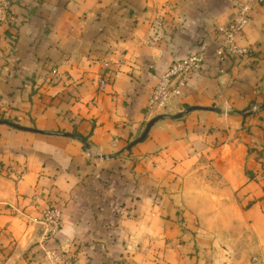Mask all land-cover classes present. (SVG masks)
<instances>
[{"label":"crops","instance_id":"1","mask_svg":"<svg viewBox=\"0 0 264 264\" xmlns=\"http://www.w3.org/2000/svg\"><path fill=\"white\" fill-rule=\"evenodd\" d=\"M245 2L0 0V121L34 130L0 125V264H45L50 206L49 245L76 264H264L263 5L237 37L250 56H215ZM200 51L202 71L151 116L159 78Z\"/></svg>","mask_w":264,"mask_h":264},{"label":"built area","instance_id":"2","mask_svg":"<svg viewBox=\"0 0 264 264\" xmlns=\"http://www.w3.org/2000/svg\"><path fill=\"white\" fill-rule=\"evenodd\" d=\"M258 5L264 6V0H246L240 6L227 26L221 30L223 40L216 50V58L223 62L225 59H245L250 56L248 48L240 47L237 37L245 30L252 20V15ZM164 21L159 18L155 21V26L162 27ZM206 61L204 52L191 54L189 57L175 61L168 72L163 74L152 92L149 102L148 112L151 116L167 111L180 98L181 91L188 81L202 71ZM110 63L105 64V68H110ZM61 74L55 72V77ZM108 78L102 76L100 87L105 88ZM40 241L39 245L43 251L45 264H76V258L66 253L62 248L50 246L60 235L62 229V209L50 206L43 214L39 222Z\"/></svg>","mask_w":264,"mask_h":264},{"label":"water","instance_id":"3","mask_svg":"<svg viewBox=\"0 0 264 264\" xmlns=\"http://www.w3.org/2000/svg\"><path fill=\"white\" fill-rule=\"evenodd\" d=\"M195 109H188L187 111L181 113V114H178V115H160V116H157L156 118L152 119L146 126L143 134L141 135V137L139 139H137L134 143H132L128 148H126L122 153H124L125 151H129L133 146L143 142L149 135V132L150 130L152 129V127L159 121H162V120H166V119H170V120H178V119H181L183 117H185L188 113H190L191 111H193ZM213 111H216V112H220L219 110H216V109H212ZM3 124H6L2 121H0V125H3ZM6 125H9V124H6ZM9 126H12V127H15L19 130H23V131H34V130H29V129H25V128H22V127H19L17 125H14V124H11ZM37 132V131H35ZM52 134V133H50ZM57 135H59L58 133H56ZM84 144V142H82ZM88 147V146H87ZM89 149V147H88ZM122 153H120L119 155H121ZM103 158H113V156H104Z\"/></svg>","mask_w":264,"mask_h":264},{"label":"trees","instance_id":"4","mask_svg":"<svg viewBox=\"0 0 264 264\" xmlns=\"http://www.w3.org/2000/svg\"><path fill=\"white\" fill-rule=\"evenodd\" d=\"M1 121L6 123V124H9V125L13 124L11 121L6 120V119H2ZM80 138H81V141L84 142V145L87 147V139L82 138V137H80Z\"/></svg>","mask_w":264,"mask_h":264},{"label":"rangeland","instance_id":"5","mask_svg":"<svg viewBox=\"0 0 264 264\" xmlns=\"http://www.w3.org/2000/svg\"><path fill=\"white\" fill-rule=\"evenodd\" d=\"M181 222H182V221H181ZM228 260H230V261H228V263H230V264H237V263H236V260H235V259L232 260V257H231V256L229 257Z\"/></svg>","mask_w":264,"mask_h":264}]
</instances>
